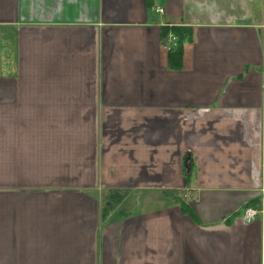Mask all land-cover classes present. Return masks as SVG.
<instances>
[{"label":"crops","instance_id":"obj_1","mask_svg":"<svg viewBox=\"0 0 264 264\" xmlns=\"http://www.w3.org/2000/svg\"><path fill=\"white\" fill-rule=\"evenodd\" d=\"M263 48L264 0H0V264H264Z\"/></svg>","mask_w":264,"mask_h":264},{"label":"trees","instance_id":"obj_2","mask_svg":"<svg viewBox=\"0 0 264 264\" xmlns=\"http://www.w3.org/2000/svg\"><path fill=\"white\" fill-rule=\"evenodd\" d=\"M161 31L162 37L171 33L177 38L176 47L168 52V62L171 68H173L174 66L179 69L181 67L184 44L192 40V29L190 27L184 26H165L164 28H161ZM186 175L187 179H189V171H186ZM124 194H126V192L116 190L110 191V195L112 197L108 198L103 207L104 213L102 214V222L104 224L108 222V217H111L112 214L116 211L117 205L124 201L127 196ZM181 204L182 207L185 209V207L187 206L186 203L181 201ZM250 205L255 208L258 207L260 205V199L251 202Z\"/></svg>","mask_w":264,"mask_h":264},{"label":"built area","instance_id":"obj_3","mask_svg":"<svg viewBox=\"0 0 264 264\" xmlns=\"http://www.w3.org/2000/svg\"><path fill=\"white\" fill-rule=\"evenodd\" d=\"M155 11L157 13H160V14L163 12L162 8H160V7H157ZM176 41H177V38L174 35L168 34L167 36H164V37L161 38L160 44H161V47L164 50L170 51V50H172V48L174 46H176ZM261 67L264 70V48H263V51H262ZM263 73H264V71H263ZM260 194H261L260 195V206H261V209L257 210V209H255L253 207H246L244 209L243 217H242L245 222L252 221L259 213H263L264 212V188L261 189Z\"/></svg>","mask_w":264,"mask_h":264},{"label":"water","instance_id":"obj_4","mask_svg":"<svg viewBox=\"0 0 264 264\" xmlns=\"http://www.w3.org/2000/svg\"><path fill=\"white\" fill-rule=\"evenodd\" d=\"M184 166L187 169V171L190 170L189 157H186V159L184 160Z\"/></svg>","mask_w":264,"mask_h":264},{"label":"rangeland","instance_id":"obj_5","mask_svg":"<svg viewBox=\"0 0 264 264\" xmlns=\"http://www.w3.org/2000/svg\"><path fill=\"white\" fill-rule=\"evenodd\" d=\"M162 38V37H161ZM172 47V46H171ZM176 46H174L173 48H175ZM121 190V189H120ZM122 190H126V188H122ZM140 190H143V189H139V191L138 192H140ZM109 191V190H108ZM129 193V195H131V194H135V192H128ZM144 205H147V204H144Z\"/></svg>","mask_w":264,"mask_h":264}]
</instances>
